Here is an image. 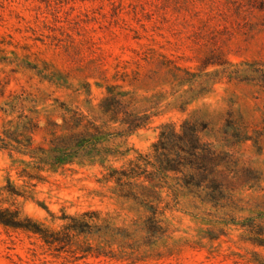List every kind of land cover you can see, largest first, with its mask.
Instances as JSON below:
<instances>
[{"label":"rangeland","instance_id":"374dc122","mask_svg":"<svg viewBox=\"0 0 264 264\" xmlns=\"http://www.w3.org/2000/svg\"><path fill=\"white\" fill-rule=\"evenodd\" d=\"M6 136L76 157L0 152L61 240L0 226V264H264V0H0Z\"/></svg>","mask_w":264,"mask_h":264},{"label":"trees","instance_id":"16d2710c","mask_svg":"<svg viewBox=\"0 0 264 264\" xmlns=\"http://www.w3.org/2000/svg\"><path fill=\"white\" fill-rule=\"evenodd\" d=\"M59 127V126H58ZM85 134L83 133H73L70 132V134L67 136V138H58L59 142L62 143L63 147H67L72 144V146L77 147L78 150H82L86 147V140ZM72 140V141H71ZM71 141V143H70ZM28 144H22L26 152L23 151L22 149H16L11 147L10 143L7 141V136L6 139L0 137V152L1 151H9L11 152H16L17 154L24 156V157H29L30 159L34 161H38L41 163L42 167L38 168V171H45V168L43 166L45 164H50V169H56V168H62L67 165H70L71 163L74 162V159L76 156H73L71 151L72 150H58V149H53V150H43V149H36V150H31L32 149V142L28 140ZM70 143V144H69ZM50 155L49 160H45V155ZM43 155L44 157H42ZM12 193V192H11ZM29 225V226H27ZM0 226L5 228V229H14V230H22L27 233H31L32 235L39 236L43 242L46 244H61V240L57 238L56 235H53L52 238H49L48 232L43 230L41 227V224H37L33 220L29 218H25L22 220V214L19 211H12L10 209H2L0 208ZM82 253H88L87 251H82ZM101 256V254H99ZM261 264V263H259Z\"/></svg>","mask_w":264,"mask_h":264}]
</instances>
